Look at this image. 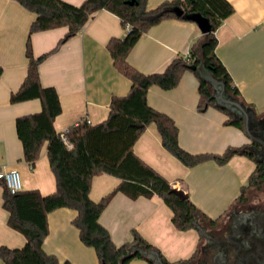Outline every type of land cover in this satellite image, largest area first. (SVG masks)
Wrapping results in <instances>:
<instances>
[{
	"label": "crops",
	"instance_id": "crops-1",
	"mask_svg": "<svg viewBox=\"0 0 264 264\" xmlns=\"http://www.w3.org/2000/svg\"><path fill=\"white\" fill-rule=\"evenodd\" d=\"M81 5L85 0H65ZM170 0H148L155 8ZM234 11L216 30V53L239 89L236 96L255 115L264 113V0H228ZM36 14L17 0H0V167L20 172L23 190L39 189L43 195L56 191V178L48 158V142L32 165L24 158V149L17 134L16 119L41 111L42 102L33 98L12 103L11 94L22 85L28 70L26 46ZM68 32L67 26L35 32L31 36L34 54L38 57L52 51ZM127 28L112 11L95 12L79 33L62 43L40 64L43 86L54 87L62 111L54 127L61 132L86 119L91 124L105 120L114 95H125L131 80L121 73L107 47L112 37L124 38ZM204 33L197 22L166 18L151 26L128 55L131 65L143 73L163 71L178 56H188ZM200 80L187 69L172 89L152 85L147 101L153 108L171 116L179 129V144L188 152L223 154L229 147L250 143L246 130L228 124L230 114L221 106L200 111ZM134 153L165 177L174 187L182 188L202 213L211 219H222L238 203L242 187L248 185L256 169V161L247 154H235L225 164L207 160L187 166L162 144L156 123L147 126L133 147ZM121 179L103 172L94 176L90 196L99 201L112 191ZM5 186L0 180V245L23 247L27 239L8 224L9 212L3 206ZM78 211L58 208L48 214L49 233L43 248L61 262L101 264L96 250L86 245L73 220ZM173 211L164 199L131 198L118 192L100 216V223L121 245L138 231L157 247L164 257L176 262L192 257L201 243L198 228L179 230L172 220ZM0 264H7L0 259ZM129 264H149L134 259Z\"/></svg>",
	"mask_w": 264,
	"mask_h": 264
},
{
	"label": "trees",
	"instance_id": "trees-1",
	"mask_svg": "<svg viewBox=\"0 0 264 264\" xmlns=\"http://www.w3.org/2000/svg\"><path fill=\"white\" fill-rule=\"evenodd\" d=\"M17 1L34 12L36 18L31 24L27 39V75L20 88L11 94L10 100L12 103L33 98L41 100V111L18 117L16 128L23 144L24 158L32 165L40 157L43 145L48 142V158L56 178V191L49 195H43L39 189L12 193L2 181L5 186L3 206L9 212L8 224L23 233L27 242L21 248L0 245V259L7 264H73L69 260L61 262L56 255L48 254L43 248L49 233L48 214L62 207L78 211L73 223L80 231L81 240L96 250L101 264H129L137 258L155 264L135 247L157 251L164 264H179L193 259L199 248L189 259L176 262L167 260L157 247L136 230L132 231L131 240L117 245L110 231L99 219L115 194L123 192L133 199L140 196L152 197L155 194L161 196L172 209V220L179 230L197 228L202 220L211 225L218 222L219 218L211 219L202 213L189 196L183 197L176 193L174 186L165 177L134 153L133 147L147 126L154 122L164 147L187 166H195L207 160L225 164L235 154L252 157L245 150L246 146L229 147L223 154L188 152L179 144V129L174 119L153 108L147 101V92L152 85L172 89L179 84L187 69L201 61L214 77L224 81L230 93L240 95L230 73L216 53L218 39L215 32L223 20L233 13V5L228 0H170L155 8L148 6V0H85L81 5L65 0ZM177 8H182L185 12L178 15ZM101 9L117 14L127 28L124 38L112 37L107 47L117 69L132 84L127 94L112 97L110 112L105 120L94 125L84 120L74 127L71 136L74 149L68 150L59 137L60 132L54 127L55 118L62 111L59 95L54 87L42 85L39 66L62 43L79 33L91 15ZM195 12L209 19L212 30L204 34L188 56L175 57L163 71L153 73H143L129 63V52L151 26L172 17L190 20L187 14ZM61 26L68 27L66 35L52 51L37 57L32 47V34ZM192 71L200 80L199 110L220 106L217 105L208 82L197 70ZM2 74L3 68L0 65V77ZM221 108L230 114L228 124L245 130L240 117ZM103 172L119 177L121 182L99 201H94L90 196L92 180L95 175ZM263 176L264 170L257 164L248 185L242 187L239 200H243L248 187Z\"/></svg>",
	"mask_w": 264,
	"mask_h": 264
},
{
	"label": "flooded vegetation",
	"instance_id": "flooded-vegetation-1",
	"mask_svg": "<svg viewBox=\"0 0 264 264\" xmlns=\"http://www.w3.org/2000/svg\"><path fill=\"white\" fill-rule=\"evenodd\" d=\"M238 117L250 136L245 150L264 170V117ZM254 185L257 193L239 200L227 211L223 224H198L203 243L193 259L179 264H264V176Z\"/></svg>",
	"mask_w": 264,
	"mask_h": 264
},
{
	"label": "water",
	"instance_id": "water-1",
	"mask_svg": "<svg viewBox=\"0 0 264 264\" xmlns=\"http://www.w3.org/2000/svg\"><path fill=\"white\" fill-rule=\"evenodd\" d=\"M184 12L185 11L182 8L176 9V13L178 15H182ZM187 17L190 20L197 22L201 31L204 34H207L212 30L209 19L203 16L202 14L195 12L187 14ZM191 69L197 70L200 76L208 82V84L213 90V96L216 99L217 105L226 108L230 113L234 114V116L236 117L240 116L241 114H244L247 117L248 113L245 110L244 104L239 101V99L232 97L229 94V91L226 89L224 81L214 77L213 74L209 71V69L205 66L203 61H201L199 64H193L191 66ZM173 190L183 197L188 196V194L182 188L174 187ZM135 249H139L143 253V255L149 257L151 260L154 261L155 264H164L157 251L145 250L139 247H135Z\"/></svg>",
	"mask_w": 264,
	"mask_h": 264
},
{
	"label": "built area",
	"instance_id": "built-area-1",
	"mask_svg": "<svg viewBox=\"0 0 264 264\" xmlns=\"http://www.w3.org/2000/svg\"><path fill=\"white\" fill-rule=\"evenodd\" d=\"M84 120H86V119H83V120L77 122L75 125L68 127L59 133L60 139L65 144V146L68 150L74 149V142H73L72 137H71L73 130H74V127H76L79 123L83 122ZM86 121L89 123L88 120H86ZM0 180L4 182L6 187L12 193H17V192L23 190L22 177H21L20 172L16 169H7L4 167H0Z\"/></svg>",
	"mask_w": 264,
	"mask_h": 264
},
{
	"label": "rangeland",
	"instance_id": "rangeland-1",
	"mask_svg": "<svg viewBox=\"0 0 264 264\" xmlns=\"http://www.w3.org/2000/svg\"><path fill=\"white\" fill-rule=\"evenodd\" d=\"M229 94L232 96V97H235L237 98L236 96H234L232 93L229 92ZM244 107H245V110L247 111L248 114H252V115H255V112L252 110V108L246 106L244 104ZM257 118H260V117H264V113L260 114V115H255ZM256 182H254L253 184H251L250 186L254 185ZM248 187V189L245 191V195H248L249 198H251L254 194L257 193V191L255 190V185L251 188V187ZM226 219L225 218H222V219H219L218 222L216 223L217 224H223V221ZM202 226H208L209 225V222L208 221H203L200 223ZM203 243V241H201V244Z\"/></svg>",
	"mask_w": 264,
	"mask_h": 264
}]
</instances>
